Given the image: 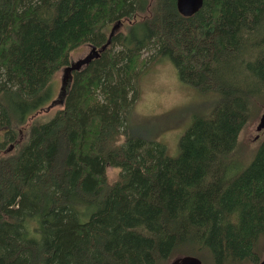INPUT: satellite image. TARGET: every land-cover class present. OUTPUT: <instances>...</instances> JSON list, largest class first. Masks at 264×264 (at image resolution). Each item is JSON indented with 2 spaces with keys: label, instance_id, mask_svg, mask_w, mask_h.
Wrapping results in <instances>:
<instances>
[{
  "label": "trees",
  "instance_id": "16d2710c",
  "mask_svg": "<svg viewBox=\"0 0 264 264\" xmlns=\"http://www.w3.org/2000/svg\"><path fill=\"white\" fill-rule=\"evenodd\" d=\"M108 39L37 114L72 53ZM164 58L216 94L175 156L128 122ZM263 97L264 0H203L188 17L176 0H0V264L257 263L264 137L244 167L236 149Z\"/></svg>",
  "mask_w": 264,
  "mask_h": 264
},
{
  "label": "rangeland",
  "instance_id": "374dc122",
  "mask_svg": "<svg viewBox=\"0 0 264 264\" xmlns=\"http://www.w3.org/2000/svg\"><path fill=\"white\" fill-rule=\"evenodd\" d=\"M90 49V45H82L72 53L70 60L76 61L83 58ZM61 76L62 70L55 73L51 100L37 111V114L45 119H49L61 105L57 99ZM56 99L57 101L50 107ZM215 100V93L201 94L193 87L181 83L170 59L164 58L153 64L139 78L138 100L135 101L129 112L128 122L136 134L145 139H156V141L163 142L167 154L175 156L180 135L196 116L207 115L214 107ZM260 102L262 103L258 102L260 105L259 116L264 112V97ZM259 116L249 122L240 135L236 153L240 159H243L242 167L249 163L256 147L264 137L263 130L258 132L255 129ZM22 127L25 129L24 126ZM106 172L109 179H114L117 173L116 169L111 167H107ZM263 257L264 251L261 252L259 259ZM202 264L209 263L204 260Z\"/></svg>",
  "mask_w": 264,
  "mask_h": 264
},
{
  "label": "water",
  "instance_id": "95a60500",
  "mask_svg": "<svg viewBox=\"0 0 264 264\" xmlns=\"http://www.w3.org/2000/svg\"><path fill=\"white\" fill-rule=\"evenodd\" d=\"M202 2L203 0H176V8L182 16L188 17L196 13L201 8ZM117 27L118 26L112 27L111 32L109 34V39ZM109 39L108 42L104 44L100 49L91 46V49L86 56L76 61H70L67 66H64L61 69L62 70V76L60 81L61 86L59 88L60 90L57 95V99L59 100L60 103H62L63 97L66 94L72 71L79 70L83 66L87 65L92 59L97 58L100 55L101 51L105 49L106 46L108 45L110 41ZM57 99L53 101V103H51L50 107L57 101ZM255 129L258 132L262 130L264 131V112L260 115ZM169 264H201V262L196 257L183 256L172 260Z\"/></svg>",
  "mask_w": 264,
  "mask_h": 264
},
{
  "label": "flooded vegetation",
  "instance_id": "af4514ba",
  "mask_svg": "<svg viewBox=\"0 0 264 264\" xmlns=\"http://www.w3.org/2000/svg\"><path fill=\"white\" fill-rule=\"evenodd\" d=\"M252 264H264V257L262 259H259L257 263H252Z\"/></svg>",
  "mask_w": 264,
  "mask_h": 264
}]
</instances>
